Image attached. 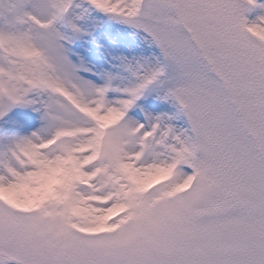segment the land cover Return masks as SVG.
<instances>
[{
    "label": "snow or ice",
    "instance_id": "obj_1",
    "mask_svg": "<svg viewBox=\"0 0 264 264\" xmlns=\"http://www.w3.org/2000/svg\"><path fill=\"white\" fill-rule=\"evenodd\" d=\"M0 264H264V0H0Z\"/></svg>",
    "mask_w": 264,
    "mask_h": 264
}]
</instances>
